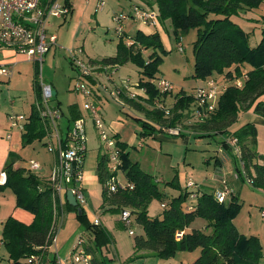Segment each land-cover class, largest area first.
<instances>
[{
    "label": "rangeland",
    "instance_id": "1",
    "mask_svg": "<svg viewBox=\"0 0 264 264\" xmlns=\"http://www.w3.org/2000/svg\"><path fill=\"white\" fill-rule=\"evenodd\" d=\"M70 1L73 8L71 13L65 17L49 19L48 34L57 36V46L60 49L50 48L38 70V75L35 74L36 66L28 61V57L18 54L12 67L13 75L7 79L0 78V171L10 157L15 159L17 157L22 164L30 160L36 161L41 168L37 173L39 177H45L54 165V154L37 139L26 145L10 146L7 137L9 134L12 136L15 133L22 134L15 128L11 129L9 116L15 114L27 116L29 105L36 103L35 81L38 83L40 77L44 84L50 85L56 92L50 104L61 111L59 134L65 137L75 129L77 120L84 122L86 151L81 181L77 183L84 197V201L78 207L83 210V216H79L78 211L66 203L62 204L55 221L57 226L55 247L51 246L49 256L55 255V259L62 264H73V256L78 250H83L85 245L96 247L95 254L104 259V264H193L195 261H192L198 255L197 250L177 251L167 259H159L149 255L148 251L134 250V237L140 235L142 229L135 223L124 228L120 212L108 209V206L103 204L102 186L97 175V159L105 153L106 144L99 140L93 121L85 109V105L92 104L93 101L98 104L103 115L102 123L108 134L110 136L115 134V141L127 145L131 160L137 162L141 170L151 175L158 183L159 190L164 193L163 200L153 198L150 202L148 207L150 217L160 216L164 211L161 204H169L172 198L185 192L188 182L195 183L200 190L208 193H214L226 184L237 194L238 210L232 219L235 228L246 237L258 236L264 249V191L248 182L236 148L230 146V135L246 124H251L257 131L254 150L264 154V118L256 115L253 108L241 111L237 121L228 130L216 135L193 129L199 123L193 121L184 111V118L176 125L181 127L182 132L179 136H171L164 130L160 132L158 126L156 130L143 127V122L153 121L148 119L145 113L128 104H120L122 100L113 94L114 87H120L122 82L132 86L142 78L139 67L132 61L118 66L111 79L103 72H99L96 81L107 85L113 95L105 93L87 78L82 80L93 90L92 97H84L75 88L79 72L70 61L72 57L70 51L80 49L85 63L100 62L104 58L114 56L119 44L131 45L138 31L145 35L157 33L162 44V53H159L161 61L155 77L162 78L173 88L170 96L159 98L158 101H164L163 105L172 107L177 94L183 92L192 95L203 83L202 80L193 77L192 46L196 39V31L191 30L182 36L180 45L183 52H179L170 23L165 22L162 26L152 27L143 25L131 17L133 6L143 7L144 4L140 0H88V3L86 0ZM153 10L157 12L155 7ZM122 14L124 17L118 22L114 17ZM231 20L248 34L249 46L255 47L264 28V0L258 8L243 16H233ZM151 51L141 49L144 61L148 60ZM215 77L220 79L221 75ZM156 101L153 106L143 102L141 105L148 110H154ZM115 176L121 187L127 185L122 170L118 169ZM6 195L12 196V203L16 207L13 191L0 188V197L5 198ZM18 212V217L23 218L18 219L24 221L23 223L32 222L33 217L28 211L18 208ZM8 217L11 216L8 214ZM204 224L203 220L196 219L190 228L204 230ZM88 225H97L104 231L106 238L101 240L98 238L97 244L96 236L88 229ZM0 228V264H7L6 250L1 244L3 223H0ZM129 230L134 234L129 235ZM80 237L83 242L79 244ZM176 238L178 240L179 235H176ZM76 246L78 248L74 252Z\"/></svg>",
    "mask_w": 264,
    "mask_h": 264
},
{
    "label": "trees",
    "instance_id": "2",
    "mask_svg": "<svg viewBox=\"0 0 264 264\" xmlns=\"http://www.w3.org/2000/svg\"><path fill=\"white\" fill-rule=\"evenodd\" d=\"M141 1L145 2V8H156L159 24L170 23L177 43L189 31H196L192 46L195 79L204 81L220 75V78L234 79L240 77L242 72L246 74L242 87L229 86L218 100L214 114L193 129L202 133L211 132L212 135L221 134L237 121L241 111L251 108L256 115L264 118V101L260 100L264 95V28L259 43L250 47L248 34L231 20L233 16H243L258 8L262 0ZM141 49L152 50L147 61L142 59ZM161 51L162 44L157 33L145 35L138 31L131 45L119 44L116 54L102 59L100 63L120 66L132 61L139 67L142 78L137 84L140 89L145 90L146 98L138 101L124 98L125 103L145 113L154 122H143V127L156 130L158 126L159 131L163 132V129L175 128L181 122L185 115L183 112L189 109L194 98L183 92L177 94L176 101L169 110V117H165L161 110H148L141 105L143 102L153 106L155 100L168 96L160 94L150 83L159 72ZM35 74L37 76L38 71ZM35 97L36 100L40 97L37 81ZM44 135L35 105H32L22 134V145L37 139L44 146ZM256 136V128L251 124H246L230 135L236 139L239 147L246 178L253 187L264 191V154L254 150ZM127 148L125 143L115 141V149L121 160L120 170L127 179L125 187H119L113 192L108 189V180L116 174L109 171L108 157L105 154L97 159V175L102 186L103 204L120 214L128 211L131 221L132 218L134 221L132 224L135 223L142 229V233L133 240L136 252L145 250L153 257L167 259L177 251L192 252L200 249L199 257L193 264H264L258 238L240 234L232 222L238 210L236 196L226 204H219L213 193L200 190V196L193 202V209L187 211L184 205L188 202V194L185 190L166 204L160 216L150 217V202L153 198L163 200L164 193L159 190L155 179L131 160ZM15 164L16 159L13 157L6 162L1 171L6 174V180L0 188L13 191L16 206L28 211L33 219L30 224H25L11 216L3 223L1 244L6 250L7 264H35L33 258L41 260L40 264H55L56 256H49L48 253L60 208L50 186L44 180L27 171L24 164ZM170 184L175 186L173 182ZM63 203L68 205L65 197ZM80 210L81 214L78 215L82 217L83 210ZM196 219L204 221V230L190 228ZM88 229L96 236L97 244L98 238H106L104 231L97 225H88ZM177 233H182L178 240ZM95 248L85 245L84 251L91 256V264H104V259L95 254Z\"/></svg>",
    "mask_w": 264,
    "mask_h": 264
},
{
    "label": "built area",
    "instance_id": "3",
    "mask_svg": "<svg viewBox=\"0 0 264 264\" xmlns=\"http://www.w3.org/2000/svg\"><path fill=\"white\" fill-rule=\"evenodd\" d=\"M68 13H70V8L63 4V0H0V49H9L17 54L26 55L28 61H31L38 71L50 48L55 47L56 49H60L59 46H57V36L55 34H48L49 19L51 17H65ZM130 15L134 20H138L143 25L152 27H157L159 25L157 14L153 9L135 5L132 7V13ZM122 17H124L123 14L115 16L114 18L119 22ZM180 41L178 43V51L183 52ZM70 54L72 56L70 61L79 72L75 87L76 91L86 98L93 96V90L82 80V78H87L95 86L102 89V91L104 90L105 93H111L109 92L108 86L96 81V78L99 72H103L108 79H111V76L114 74L115 70H117L118 66L101 63L96 64L91 61L85 63L81 56L82 51L80 49H74L70 51ZM13 65V63H0V78H10L13 75ZM245 78L246 74L242 72L240 77L234 79L224 77L220 79L211 77L205 79L203 83L194 90L192 94L194 101L185 114L189 115L196 123L205 122L214 114L218 100L227 88L231 85L241 88ZM150 83L155 86L160 94L171 95L173 90L172 86L162 78L152 79ZM38 87L40 97L36 100L35 111L45 131L43 138L45 141L44 146H46L49 152L54 154V165L50 171L46 173L45 177L38 176L37 173L41 168L36 161L30 160L24 163V166L27 171L35 174L50 186L59 208H61L63 204L65 197L63 194H66L67 191L72 193L77 205H79L84 201L83 192L77 187V183L81 181L83 152L86 151L83 129L84 122L83 120H77L75 129L67 133L65 137H62V135L59 134L58 127L61 111L58 107H54L50 104V100L54 96L53 88L50 85L44 84L41 77L39 78ZM113 91V94L122 100V103H120L122 105L125 103L124 98L138 101L139 98L146 97L145 90L140 89L137 82L132 86H129L126 82H122L121 86H115ZM113 94L111 93V95ZM171 108L172 107H166L163 105V102L157 99L155 109L161 110L165 117L170 116L169 110ZM85 109L88 111L93 121L99 140L106 144V151L104 154L108 157L109 171L116 174L118 169H120L121 160L115 149L114 136H110L105 130L102 123L103 115L96 102L93 101L92 104H86ZM9 121L11 129L15 128L23 134L25 132V126L28 123V116L18 114L10 115ZM163 130L171 136H179L182 132L181 127L165 128ZM9 137L10 136H8V138ZM230 139V146L236 148V154L239 155L240 159V151L236 139ZM241 167L244 171L243 162H241ZM5 180L6 174L1 172L0 185H3ZM107 187L112 192L121 187L116 176L108 180ZM185 189L188 194V202L187 204L185 203L184 206L187 211H190L193 209V202L200 196V188L197 187L195 183L188 182ZM213 196L219 204H226L235 197L236 194L232 187L223 184L220 190L214 191ZM166 206V204H161V208H165ZM121 222L124 228H128L132 225L131 215L128 211L121 213ZM54 231L51 245L55 247L57 226ZM133 234V231L129 230V235ZM177 235L181 237L182 233H177ZM81 242H83L82 239L79 240V244ZM77 248V246L74 248V252ZM73 257V264H91V256L85 253L84 248L83 250H78L77 254ZM32 260L35 264H40L41 261L36 258ZM55 264L62 263L58 259H55Z\"/></svg>",
    "mask_w": 264,
    "mask_h": 264
},
{
    "label": "crops",
    "instance_id": "4",
    "mask_svg": "<svg viewBox=\"0 0 264 264\" xmlns=\"http://www.w3.org/2000/svg\"><path fill=\"white\" fill-rule=\"evenodd\" d=\"M141 1V0H140ZM87 3H88V1H86ZM142 3L144 4L145 2L144 1H142ZM63 4L64 5H67V4H69L70 6V13L72 12V10H73V8H72V4H71V1L70 0H63ZM144 7H145V4L143 5ZM159 25H161L162 26V24H159ZM164 26V25H163ZM50 27V26H49ZM140 29H142V27L140 28ZM48 30H49V28H48ZM144 31H149V30H144ZM58 39V38H57ZM0 54L2 55V60L0 61V63H3V64H10V63H16V61H14L15 60V56L16 55H18L16 52H14L13 50H9V49H0ZM112 57V56H111ZM101 61V60H100ZM91 62H93V63H97V64H99L100 62L99 61H97V62H95V61H91ZM55 94H56V92H55ZM143 99V98H142ZM260 100L261 101H264V95L260 98ZM32 105H35V104H30L29 105V113L27 114V116L30 114V111H31V107H32ZM8 136H10L9 138H8V140L10 141V146H17V145H21L22 144V134L21 135H18V134H14L13 136L11 135V134H9ZM7 136V137H8ZM114 136H115V134H114ZM5 166V165H4ZM15 166H19V159H17V157H16V164H15ZM4 168V167H3ZM1 172V171H0ZM1 186V185H0ZM235 194H236V192H235ZM237 195V194H236ZM237 197V196H236ZM66 201V200H65ZM13 198H12V196H9V195H6V197L5 198H3V197H0V223H4L5 222V219H7V217H8V214H9V216H12V217H14L15 219H17V220H19V221H21L20 219H18V218H21V219H23L22 217H18L19 216V212H18V207L16 206L15 207V205H13ZM108 209H110L109 208V206H108ZM21 222H24V221H21ZM27 224V223H26ZM191 228H195V227H191ZM1 229V228H0ZM257 238H258V240H259V242H260V239H259V237L258 236H256ZM260 244H261V247H262V253H263V257H264V249H263V245H262V243L260 242ZM52 250V248L49 250V251H51ZM198 251V255H197V257L192 261V262H194L198 257H199V250H197ZM150 255V254H149ZM143 256H147V254H143ZM191 262V263H192ZM262 262L264 263V258L262 259Z\"/></svg>",
    "mask_w": 264,
    "mask_h": 264
},
{
    "label": "water",
    "instance_id": "5",
    "mask_svg": "<svg viewBox=\"0 0 264 264\" xmlns=\"http://www.w3.org/2000/svg\"><path fill=\"white\" fill-rule=\"evenodd\" d=\"M53 95H55V92L53 91ZM65 200L68 203V205L74 209H77L78 214H81V210L78 208L77 202L75 198L73 197L72 193L70 191H67L65 194Z\"/></svg>",
    "mask_w": 264,
    "mask_h": 264
}]
</instances>
